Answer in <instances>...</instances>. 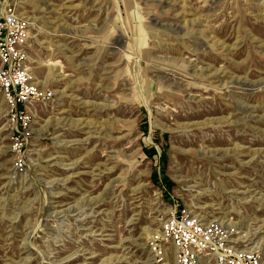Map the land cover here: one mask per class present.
Masks as SVG:
<instances>
[{"label":"rangeland","instance_id":"1","mask_svg":"<svg viewBox=\"0 0 264 264\" xmlns=\"http://www.w3.org/2000/svg\"><path fill=\"white\" fill-rule=\"evenodd\" d=\"M25 8L53 97L22 172L0 102V264H153L148 239L181 208L264 264V0Z\"/></svg>","mask_w":264,"mask_h":264},{"label":"built area","instance_id":"2","mask_svg":"<svg viewBox=\"0 0 264 264\" xmlns=\"http://www.w3.org/2000/svg\"><path fill=\"white\" fill-rule=\"evenodd\" d=\"M26 2L0 0V102L6 107V131L15 153V172L25 167L21 152L30 136L33 105L53 97L51 90L34 82L29 68L27 52L32 30ZM233 234L221 223L196 218L181 208L148 239L147 248L153 264H260L258 253L231 244L228 238ZM166 245L169 248L165 249Z\"/></svg>","mask_w":264,"mask_h":264}]
</instances>
